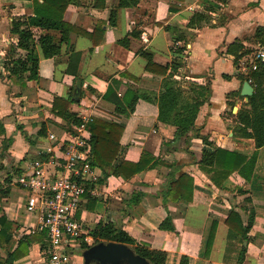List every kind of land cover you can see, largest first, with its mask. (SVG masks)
Instances as JSON below:
<instances>
[{"label":"crops","instance_id":"obj_1","mask_svg":"<svg viewBox=\"0 0 264 264\" xmlns=\"http://www.w3.org/2000/svg\"><path fill=\"white\" fill-rule=\"evenodd\" d=\"M118 2L73 0L65 10L66 22L93 33L97 40L103 39L96 45L84 32L33 27L36 39L40 34L63 39L62 50L57 56L45 57L38 44L39 77L22 84L6 75L3 64L10 46L18 43V34L10 30L11 23L16 17L33 15L34 2L0 0V123L5 130L0 135V217L5 215L15 227L6 249L11 251L18 235L28 233L38 222L35 215L26 211L28 192L17 186L15 179L33 160L61 155L63 143L72 134L64 128L66 121L53 112L54 98L73 99L80 80V96L73 99L70 109L124 126L115 161L136 162L143 151L179 160L184 164L181 171L193 176V197L191 201L178 199L163 204L158 194L167 182L168 167L163 164L130 178L107 174L98 167L93 193L83 198L77 217L84 219L89 229L99 222L118 223L140 244L164 251L167 264H180L183 256L188 264H237L240 244L227 239L225 219L233 205L239 206L245 219L248 208L253 207L254 222L249 238L244 241L247 251L241 264H264V145L257 149L254 138L244 136L236 118L243 106L249 107L245 105L249 98L242 95L243 83L248 81L244 77L250 73L246 64L252 61L256 48L264 46L255 40L257 27H264V0H139L137 5L122 7L112 24L110 12ZM96 3L105 5L99 7ZM197 13L199 16H195ZM124 37L127 46L119 42ZM235 41L254 49L240 58L238 64L228 52ZM69 45L81 52L78 79L66 72ZM141 50L151 52L154 62L168 65L167 70L157 72L158 66L147 69L148 60ZM177 61L182 65L174 70L172 65ZM168 79L181 87L184 101L198 98L202 101L187 137L175 138L176 126L159 118V94ZM109 86L124 102L121 109L128 110L127 101L141 94L134 110L129 113L116 110L115 104L103 97ZM202 87H209L210 92ZM51 133L56 135L55 139L50 138ZM218 147L247 156L256 152L250 178L235 172L224 182V189H220L192 163V157L200 161L205 153L210 154ZM237 188L246 193L231 200V191ZM134 192L139 193V200L129 202L127 199ZM245 197H250L251 202H245ZM168 215L173 228L161 229L159 225ZM214 219L215 236L206 258L205 247ZM80 259L84 264L82 255ZM40 260V245L35 243L27 255L13 264H40Z\"/></svg>","mask_w":264,"mask_h":264},{"label":"trees","instance_id":"obj_2","mask_svg":"<svg viewBox=\"0 0 264 264\" xmlns=\"http://www.w3.org/2000/svg\"><path fill=\"white\" fill-rule=\"evenodd\" d=\"M73 0H33L34 14L30 16H20L13 19L11 23V32L18 34L17 45H11L3 67L7 72L8 77H14L25 84L26 80L38 79L40 57L37 51L39 44L45 57H53L61 54L63 39H57L51 35L40 34L35 38V30L33 27H52L62 28L73 32H84L86 36L92 39L96 45L101 42L97 40L93 33L81 31L76 26L64 20V12L70 2ZM139 0H119L118 4L111 10L109 20L112 24L116 23L120 10L122 7H129L137 5ZM96 5H98L96 3ZM105 3L99 4V7L104 6ZM195 16H199L198 13ZM190 24H194L191 19ZM166 28L171 29L170 26ZM132 35H136L132 31ZM182 36V35H181ZM255 40L264 45V27H257L255 32ZM122 45L127 46L126 37L119 41ZM182 48H179L181 51ZM254 49L245 47L240 41L231 43L228 47V52L235 56V63L238 64L240 58L244 55L251 54ZM140 53L147 58V69H154L159 67L157 72H165L168 65L158 64L153 61L152 54L149 51L141 50ZM81 58V52L76 51L72 45L68 46V65L66 72L73 74L75 79L77 77V68ZM182 65L181 61L173 63L174 70ZM250 73L244 79L251 82L254 87V92L248 97V101L236 115L237 121L241 123V129L244 136L254 138L256 148L264 145V61H258L257 68H252V61L246 64ZM156 71V70H155ZM2 74V73H0ZM26 74V76H25ZM181 87L172 79L165 80L164 90L159 94L160 113L159 118L171 122L176 126L175 138L187 137L189 130L192 129L199 106L202 101L193 99V101H184L181 94ZM204 90H209V87H202ZM103 97L106 100L113 102L116 110L124 113H129L134 110L135 104L141 94H135L133 99H129L126 103L128 110L121 109L124 102L120 99L114 88L108 87ZM73 102L71 96H55L52 110L62 117L66 124L64 128L70 133H76V126L82 121L81 115L70 109V104ZM91 137V162L93 165L103 169L107 174L123 175L126 178L132 177L135 173L140 172L146 168L155 167L157 164H163L168 167L167 182L165 188L158 194L162 199L164 205L170 201L184 199L191 201L193 197V176L187 171H181L184 164L176 159H163L162 157H155L146 151H143L138 161L121 160L116 162V157L120 148V139L124 131V126L121 123L107 120L98 116L91 117L88 124ZM250 129V131H247ZM4 128L0 123V135L4 133ZM167 141L165 143H169ZM205 142L210 144L208 139ZM213 161H208L207 159ZM256 159V152L251 156L240 153L235 150L218 147L210 154L205 153V157L197 161L192 157L191 161L199 169H201L210 178L211 182L218 188L224 189V182L227 178L239 172L243 177L249 179L254 169ZM109 169V170H108ZM87 186H94L92 183H86ZM9 189L4 191L7 193ZM246 190L237 188L231 191V200L236 199L238 195L245 194ZM139 193L134 192L133 195L127 199L129 202L135 200L138 202ZM84 197H89V193L84 194ZM217 200H221L217 197ZM245 202H251L250 197L244 198ZM126 203V202H125ZM128 204V202H127ZM130 205V204H128ZM238 205H233L225 219L228 227L227 239L236 241L240 244L239 253L236 259L237 264H241L244 260L247 246L244 243L249 238V232L253 226L255 210L253 207L248 208L247 218L245 219L241 211L238 210ZM240 209H244V205ZM77 217V215H76ZM79 218V217H77ZM160 228L170 230L173 228L171 217L168 215L160 223ZM217 220L214 219L211 223L209 236L205 247V257L209 258L213 240L215 236ZM90 235L93 237V244L101 241H115L129 245L136 254L145 257L151 264H167L166 253L164 251L151 249L144 244H140L131 234L123 229L118 223L114 221L99 222L90 229ZM15 234L14 223L7 219L5 215L0 217V264H13L15 260L27 255L33 244L40 245L41 253L44 254L47 244V232L42 230L35 233L22 234L10 251L6 249L8 242L12 240ZM90 245L85 244L84 248ZM6 249L5 253L2 251ZM180 264H188L186 257H182Z\"/></svg>","mask_w":264,"mask_h":264},{"label":"built area","instance_id":"obj_3","mask_svg":"<svg viewBox=\"0 0 264 264\" xmlns=\"http://www.w3.org/2000/svg\"><path fill=\"white\" fill-rule=\"evenodd\" d=\"M264 61V46L256 48L252 68ZM76 133L70 136L61 155H49L33 160L15 179V184L28 192L25 209L38 222L29 229L35 233L45 230L48 244L41 253L40 264H74L73 256L92 245L93 237L84 219L77 218L84 194L93 193L99 168L91 162V115H81ZM55 139L54 133L50 134Z\"/></svg>","mask_w":264,"mask_h":264},{"label":"water","instance_id":"obj_4","mask_svg":"<svg viewBox=\"0 0 264 264\" xmlns=\"http://www.w3.org/2000/svg\"><path fill=\"white\" fill-rule=\"evenodd\" d=\"M81 93V81H77L73 99L77 100ZM253 93V87L245 81L242 95L248 99ZM84 264H151L145 257L136 254L133 249L121 242L101 241L83 250Z\"/></svg>","mask_w":264,"mask_h":264},{"label":"rangeland","instance_id":"obj_5","mask_svg":"<svg viewBox=\"0 0 264 264\" xmlns=\"http://www.w3.org/2000/svg\"><path fill=\"white\" fill-rule=\"evenodd\" d=\"M19 237H20V235H18V238ZM81 253L76 252L75 255L73 256V262H74V264H81V259H80L81 258V255H82Z\"/></svg>","mask_w":264,"mask_h":264}]
</instances>
